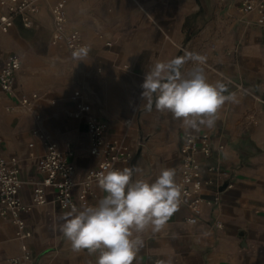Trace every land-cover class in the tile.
<instances>
[{"label": "crops", "instance_id": "1", "mask_svg": "<svg viewBox=\"0 0 264 264\" xmlns=\"http://www.w3.org/2000/svg\"><path fill=\"white\" fill-rule=\"evenodd\" d=\"M57 1L39 0L31 27L16 18L8 31L0 32V64L10 54L20 63L15 95L0 89V156L16 161L19 196L28 205L21 217L31 231L27 242L33 264H96L98 253L73 251L55 227L70 210L51 201L53 189L46 190L45 203L32 204L45 152L32 128L48 134L61 149L74 151V179H82L97 159L87 151L83 119L73 116L72 95L79 90L91 113L107 123V137L125 138L130 146L131 159L118 163L119 169L139 164L143 176L134 179L151 180L161 169L172 168L179 183L185 131L170 113L154 106L148 111L139 97L148 67L185 50L206 56L209 81L221 80L236 93L238 102L222 107L215 127L199 131L224 145L204 162L225 166L233 184L221 191L218 205L202 204L195 223L185 220L190 211L179 205L164 230L142 233L144 246L134 264H264V20L255 10L242 11V0H65L68 29H78L90 45L87 58L78 62L63 42L51 41L50 8ZM33 92L38 98L31 107L7 109L17 105V96ZM72 194L79 197L77 185ZM103 195L95 186L87 205L78 209ZM19 255L15 225L2 217L0 264H11Z\"/></svg>", "mask_w": 264, "mask_h": 264}, {"label": "built area", "instance_id": "2", "mask_svg": "<svg viewBox=\"0 0 264 264\" xmlns=\"http://www.w3.org/2000/svg\"><path fill=\"white\" fill-rule=\"evenodd\" d=\"M39 0H0V32H6L14 24L16 18L22 26L31 27L38 10ZM242 11L255 10L261 21L264 20V0H242ZM52 18L51 41L63 42L72 58V51L80 46L90 45L84 42L78 29H68L66 1L58 0L50 8ZM106 45H109L107 42ZM20 67L15 55L6 56L0 64V89L7 95H15V73ZM38 98L37 93L30 96H17V105L7 106L13 110L16 106L31 107L32 101ZM75 102L73 116L82 118L89 145L88 153L97 159L96 164L86 169L82 179L75 181L74 165L71 158L74 151L71 148L61 149L48 134L38 128H32V134L41 140L45 152L38 163V170L42 174L39 181L33 183L32 204L46 202V190L53 189L51 201L61 209L71 210L73 206L79 208L87 205V195L93 194V188L98 187L97 174L102 171L119 169L118 163L131 159L132 150L125 138H108L107 123L92 114L89 105L82 99L81 92H73ZM1 142V137H0ZM32 146V143H29ZM223 144H214L209 132H198L182 136L179 145L180 177L179 185L182 188L181 203L190 211L185 220L195 223L200 214L203 203L216 206L221 201V191L232 186L231 172L219 163H206L213 151L222 150ZM9 160L0 156V218L8 217L15 225V236L20 240V255L10 259L11 264H33V256L27 240L31 231L26 227L21 213L28 208L19 196L22 181L18 176V169ZM79 188V197L72 194L73 187ZM216 227H221L218 222Z\"/></svg>", "mask_w": 264, "mask_h": 264}, {"label": "clouds", "instance_id": "3", "mask_svg": "<svg viewBox=\"0 0 264 264\" xmlns=\"http://www.w3.org/2000/svg\"><path fill=\"white\" fill-rule=\"evenodd\" d=\"M89 46L72 51L84 61ZM207 57L185 50L184 55L157 61L148 67L140 85V100L148 111L170 113L187 134L214 128L226 103L238 102L235 92L221 80L210 82L205 71ZM191 65L187 69L186 65ZM143 176L139 164L97 174L104 193L96 204L64 212L55 225L75 252L98 253L96 264H134L143 248L141 234L160 233L181 203L182 188L172 168H163L154 179ZM159 264H171V260Z\"/></svg>", "mask_w": 264, "mask_h": 264}, {"label": "trees", "instance_id": "4", "mask_svg": "<svg viewBox=\"0 0 264 264\" xmlns=\"http://www.w3.org/2000/svg\"><path fill=\"white\" fill-rule=\"evenodd\" d=\"M188 37H185V39H187Z\"/></svg>", "mask_w": 264, "mask_h": 264}]
</instances>
